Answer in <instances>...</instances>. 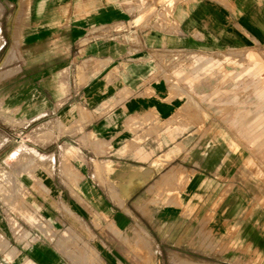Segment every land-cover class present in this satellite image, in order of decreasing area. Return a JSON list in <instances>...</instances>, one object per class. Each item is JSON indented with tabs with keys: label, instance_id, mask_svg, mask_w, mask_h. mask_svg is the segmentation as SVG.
<instances>
[{
	"label": "crops",
	"instance_id": "obj_1",
	"mask_svg": "<svg viewBox=\"0 0 264 264\" xmlns=\"http://www.w3.org/2000/svg\"><path fill=\"white\" fill-rule=\"evenodd\" d=\"M0 7L20 36L15 67L17 39L0 46L18 179L78 218L91 264H264L262 188L248 205L245 162L210 135L264 131V0Z\"/></svg>",
	"mask_w": 264,
	"mask_h": 264
},
{
	"label": "rangeland",
	"instance_id": "obj_2",
	"mask_svg": "<svg viewBox=\"0 0 264 264\" xmlns=\"http://www.w3.org/2000/svg\"><path fill=\"white\" fill-rule=\"evenodd\" d=\"M2 9L0 7V15ZM18 24V21H17ZM11 20H0V46L6 42L13 45L14 55L9 67H15L18 61V45L20 36L14 21L15 33L10 31ZM2 54L0 55V59ZM3 68L0 70V82L14 75L15 70ZM225 76L234 75L233 68L211 69ZM1 97V95H0ZM0 105V264H50L42 259L38 251H54V264H90L94 262L96 252L90 244L91 237L80 235L77 217L73 215L60 200L57 201L58 214L51 210L52 203L45 202V210L37 208L36 197H31L26 189L29 181L18 179V122L4 115ZM14 128V131H10ZM7 129V136L4 130ZM11 134V137L10 135ZM13 135V136H12ZM215 141H229L231 155L246 164L248 205L254 201L255 188H262V232L264 235V131H246L229 133H210ZM30 166V156L25 155ZM8 158V160H6ZM8 161V162H7ZM258 186H255V184ZM42 183L36 180V186L41 190ZM250 193V194H249ZM252 195V196H251ZM251 199V200H250ZM57 215V216H56ZM67 221L54 224L52 220ZM52 255V256H53ZM142 264H154V260H141Z\"/></svg>",
	"mask_w": 264,
	"mask_h": 264
},
{
	"label": "bare ground",
	"instance_id": "obj_3",
	"mask_svg": "<svg viewBox=\"0 0 264 264\" xmlns=\"http://www.w3.org/2000/svg\"><path fill=\"white\" fill-rule=\"evenodd\" d=\"M36 132V131H35ZM32 134V133H31ZM33 134H35V133H33ZM37 136V135H36Z\"/></svg>",
	"mask_w": 264,
	"mask_h": 264
}]
</instances>
